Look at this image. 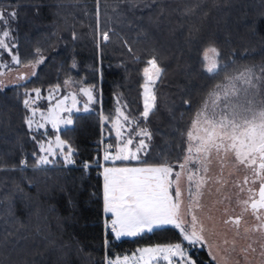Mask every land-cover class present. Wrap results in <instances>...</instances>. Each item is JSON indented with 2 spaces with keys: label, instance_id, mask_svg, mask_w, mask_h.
<instances>
[{
  "label": "trees",
  "instance_id": "obj_1",
  "mask_svg": "<svg viewBox=\"0 0 264 264\" xmlns=\"http://www.w3.org/2000/svg\"><path fill=\"white\" fill-rule=\"evenodd\" d=\"M0 9L16 13L6 41L22 62L14 64L4 52L0 71L5 64L34 63L36 49L45 58L27 82L0 86V264H107L143 247L180 242L172 227L120 239L106 231L103 166L142 164L105 162L98 147L102 141L117 144L112 118L119 100L139 122L135 127L151 133L142 160L174 163L185 147L182 134L220 79L204 70L202 53L210 46L230 64L245 59L256 67L264 101V15L255 19L264 14V0H0ZM152 57L164 71L145 120L143 69ZM65 81L92 88L97 102L88 112L72 113L71 126L47 131L65 141V152L71 146L75 163L58 157L37 166V141L44 134L28 127L30 110L23 101L33 89L64 88ZM189 255L196 264H217L205 246L190 248Z\"/></svg>",
  "mask_w": 264,
  "mask_h": 264
},
{
  "label": "snow or ice",
  "instance_id": "obj_2",
  "mask_svg": "<svg viewBox=\"0 0 264 264\" xmlns=\"http://www.w3.org/2000/svg\"><path fill=\"white\" fill-rule=\"evenodd\" d=\"M134 5L135 0H130ZM16 18L15 11L0 9V49H5L11 54L12 62L20 65L22 62L18 53L13 54L12 48L6 42L10 38L9 20ZM7 29V30H6ZM75 39V34H73ZM102 39H109L107 32L102 33ZM40 49H36L34 56L38 58L35 62L29 61L33 68L31 76H35V68L44 63V57L39 56ZM211 54V55H210ZM220 52L210 46L202 53L204 70L215 79L224 73V78L215 83L208 91L206 97L201 103L199 109L194 113L188 129L182 134L184 136L185 148L182 155L173 163L164 157H160L156 162L149 163L142 160L141 153L147 154V145L143 139L139 140L133 149L129 147L133 144L132 136L123 139V143L116 147L115 152L109 151L113 146L109 144L103 152L102 159L105 162L116 161H140L143 166L137 167H104L103 177V200L104 211L111 213L110 218L111 232L115 238L119 239L125 236H138L145 232H152L156 229L167 227L175 228L181 234L180 242L168 243L165 246L154 248H144L140 250L141 256L136 261L143 260L144 264H159L160 260L166 261L167 264H196L195 260L189 255L190 248L196 246L203 247L207 244L204 235V225L199 221L194 209H199L201 204L199 197L202 195V188L205 187L212 179L208 175V165L212 162L213 157L221 165V171L226 166V161L231 157L234 166H243L250 170L249 176L243 178L242 183H237L239 189L237 195L246 193V197L238 201L242 207V214L235 218L225 220V223H232L239 232V226L244 218L245 213H251L258 221V224L252 230H264V101H258L256 97L255 81L260 79L256 75L254 66L245 67L243 70H235L231 75L227 74L228 68L232 65L220 63ZM234 63V62H233ZM147 66L143 69L145 83L143 84L144 107L141 116L147 120L149 113L155 107L156 97L152 91L155 81L163 73V69L158 65L156 57L146 61ZM25 65V66H29ZM7 67L8 65H3ZM75 67V62L73 63ZM264 73V69H261ZM31 77L21 76L19 79L25 80ZM71 81H65L64 84L70 85ZM35 98L40 97V90L33 89ZM55 91H59V85ZM79 91L87 97L88 102H97L93 95L92 88L79 87ZM52 92H49L51 95ZM26 95L31 96L30 93ZM72 104L71 107H65L63 100L59 101L48 115L41 113V119L50 122L52 128L59 130V124L70 125L73 123L71 112L76 108V95L70 93ZM68 97H64V100ZM26 107H30V100L23 101ZM187 104L188 101H185ZM79 111V109H76ZM84 110H88L87 103ZM36 109L32 110V115H36ZM67 112L69 115L62 118L61 113ZM109 121V117L104 118ZM26 123L31 129L33 119L26 118ZM139 125V122H134ZM112 124L115 128L116 137L123 138V131H130L129 116L119 106L115 108V115L112 118ZM45 123H37L36 130L44 128ZM134 135L146 136L151 139V133L141 128ZM35 139V137H33ZM55 142L57 147L61 148V155L68 164H73L72 159L74 150L68 146L65 153L63 146L65 141L56 136ZM40 144L39 150L47 152L49 155H55V150L49 144L45 147ZM36 156L35 153H33ZM37 166L53 163L48 155L36 156ZM27 164L26 161H21ZM99 166V159L95 161ZM85 168L89 167L85 162ZM179 171H175L176 168ZM187 184V194L189 204L187 210H184L183 192L181 190V174ZM219 182V181H218ZM247 186V187H245ZM219 191V189H218ZM228 199V197H225ZM185 216H190V222L185 220ZM248 229H246L247 231ZM186 242V244H185ZM227 243V241H225ZM216 257L213 256V260ZM129 257L125 256L121 261L119 258L115 262L108 261V264H128Z\"/></svg>",
  "mask_w": 264,
  "mask_h": 264
},
{
  "label": "rangeland",
  "instance_id": "obj_3",
  "mask_svg": "<svg viewBox=\"0 0 264 264\" xmlns=\"http://www.w3.org/2000/svg\"><path fill=\"white\" fill-rule=\"evenodd\" d=\"M264 14H257L255 15V19L257 17H261ZM0 38H3L0 35ZM7 42V41H6ZM4 52H7L5 49H0V57L3 56ZM211 55V54H210ZM220 63L222 64H230L232 59H225L220 55ZM6 65V64H5ZM231 67L228 68L227 74L231 75L235 70H243L245 67L254 66L252 63H249V60L245 59H238ZM39 65L35 68V72H37ZM255 67V66H254ZM256 69V67H255ZM33 72V68L29 66H22L18 68H10L5 67L0 71L1 77V88L22 84L30 80L33 76L31 73ZM208 74V73H207ZM257 74V73H256ZM224 73L220 75V79H218L215 83L220 82L224 78ZM31 77L30 79L21 80L19 77ZM258 76V75H257ZM157 81V80H156ZM155 81V82H156ZM214 83V84H215ZM213 84V85H214ZM212 85V86H213ZM256 85V97L258 101H262L260 96H258V86L257 82L255 81ZM80 86H75L73 84L67 85L64 88H59V91H55V89L42 91L40 90V97L35 98V93L33 91L29 92L31 96L28 95L30 100V116L33 119L32 130L35 133L42 132L44 134L43 140L40 142L44 144L45 147H48L49 144L55 150V155H49L47 152H41L40 156L48 155V158L53 162L58 158L63 156L61 153V148L57 147L55 138L51 137L47 134L48 129H52L55 131H60L64 128H67L70 125L59 124L57 129L52 128L50 122L43 121L41 119V113H44L45 116L48 115L50 109H52L59 101L63 100L65 107H71L72 100L70 93L76 95L77 104L76 108H74L71 112L72 113H79V112H88L91 109V106L94 102H88L87 97L83 95L79 91ZM86 87V86H83ZM212 88V87H211ZM93 90V89H92ZM52 92L49 95V92ZM153 91V88H152ZM144 92V89H143ZM93 95L97 100L96 92L93 90ZM68 97V99L64 100V97ZM204 100V99H203ZM144 102V101H143ZM203 102V101H202ZM87 103L88 110H84V105ZM119 106L126 114L124 107L119 103ZM36 109V115H32V110ZM76 109H79L77 111ZM70 114V115H71ZM69 113L62 112V118L67 117ZM127 115V114H126ZM131 118H129L128 127L131 129L130 131H123V138H117L116 147L123 143V139L132 136L133 144L129 147H135L137 142L141 139L145 141L147 145L146 152L148 151L149 144H148V137L146 136H138L134 135L135 132H138L141 128L135 127L136 123ZM37 123H45V127L36 130ZM115 131V128H114ZM116 135V132H115ZM111 142V141H109ZM115 145V144H114ZM40 147V144H39ZM66 145L63 146V151L65 152ZM185 147H180L179 152L174 160L176 161L183 153V149ZM134 149V148H133ZM165 151L170 152V147H163ZM178 150V149H177ZM181 150V151H180ZM113 151V152H114ZM66 153V152H65ZM143 153H141V158L143 157ZM132 161V160H131ZM136 161V160H133ZM174 161V163H175ZM226 166L221 171V165L217 161L215 157H213L212 162L208 165L209 173L208 175L212 177L209 183L202 188V195L198 198L201 204L199 209H194L195 214L198 216L199 221L203 223L205 231L204 235L207 239V244L204 246L209 251L210 256L216 257L215 261L217 264H264V230H252L255 225L258 224V221L251 215V213H245L244 218L241 221L239 226V232H237V228L232 223H225V220H228L230 217L235 218L242 214V207L238 203V201L242 198L246 197V193H240L238 196L237 193L239 189L236 187L237 183H242L243 178L245 176H249L251 179L250 170L239 166L236 167L231 162V157L225 162ZM70 165V164H69ZM72 165V164H71ZM109 167V166H107ZM175 171H179L177 167ZM181 190L183 192L182 199L184 201L183 208L187 210L189 199L187 194V184L184 179V174H181ZM219 181V182H218ZM247 187V186H245ZM219 189V191H218ZM228 197V199H225ZM191 217L185 216V220L190 222ZM246 229H248L246 231ZM227 241V243H225ZM157 246H149L143 247L138 249V253H140L141 249L144 248H154ZM162 247V246H161ZM115 262V261H114ZM153 264H156L154 261ZM160 264V263H159Z\"/></svg>",
  "mask_w": 264,
  "mask_h": 264
},
{
  "label": "crops",
  "instance_id": "obj_4",
  "mask_svg": "<svg viewBox=\"0 0 264 264\" xmlns=\"http://www.w3.org/2000/svg\"><path fill=\"white\" fill-rule=\"evenodd\" d=\"M143 101H144V97H143ZM144 103V102H143ZM72 119V118H71ZM135 148V147H132ZM115 152V151H114ZM113 152V153H114ZM133 161V160H132ZM110 162V161H109ZM116 162H120V161H116ZM112 163V162H111ZM137 166H143V165H132V166H127V167H137ZM106 167V166H105ZM119 167V166H117ZM124 167V166H122ZM104 169V166H103ZM104 178V177H103ZM105 215L108 217V221L110 222V218L112 217L111 213H107L105 212ZM126 237H132V236H125V237H121V238H126ZM120 239V238H119ZM141 256V253H138V251H136L133 255L129 256V260H128V264H136V261L139 259V257ZM121 261L123 260V258H119ZM117 260V259H116ZM114 260V261H116ZM160 264H165L162 260L159 261ZM139 264H144L143 260H139ZM173 264H176L175 260L173 261Z\"/></svg>",
  "mask_w": 264,
  "mask_h": 264
},
{
  "label": "built area",
  "instance_id": "obj_5",
  "mask_svg": "<svg viewBox=\"0 0 264 264\" xmlns=\"http://www.w3.org/2000/svg\"><path fill=\"white\" fill-rule=\"evenodd\" d=\"M109 144H111V145L113 146L112 148L109 149V151H111V152L114 151V149H115V145H114L112 142H105V141H102L101 144H100V146L98 147V150L100 151V153H101L102 155H103L104 150L107 148V146H108ZM24 165H25V164H24ZM108 225H110V223H106V231L112 233V232H111V229H110V227H109ZM108 261H109V259L106 260L107 264H108ZM112 261L114 262V260H112ZM162 261H163V260H162ZM163 262H164L165 264H167L166 261H163Z\"/></svg>",
  "mask_w": 264,
  "mask_h": 264
}]
</instances>
